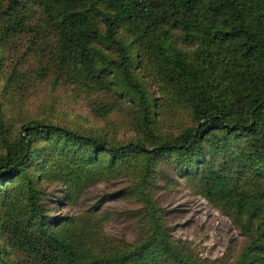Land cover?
<instances>
[{
	"label": "trees",
	"instance_id": "1",
	"mask_svg": "<svg viewBox=\"0 0 264 264\" xmlns=\"http://www.w3.org/2000/svg\"><path fill=\"white\" fill-rule=\"evenodd\" d=\"M23 31L32 43L53 38L56 76L127 101L135 136L115 144L45 118L15 131L2 90L0 264H264V0H0V43ZM134 64L155 70L159 98ZM183 113L189 123L177 128ZM161 161L242 236L233 256L202 258L171 234L149 193ZM126 175L140 206L132 242L107 236L104 214L46 213L41 183L69 198L94 178Z\"/></svg>",
	"mask_w": 264,
	"mask_h": 264
},
{
	"label": "rangeland",
	"instance_id": "2",
	"mask_svg": "<svg viewBox=\"0 0 264 264\" xmlns=\"http://www.w3.org/2000/svg\"><path fill=\"white\" fill-rule=\"evenodd\" d=\"M35 23L31 20L29 26ZM31 38L32 32L23 31L0 43V97L1 91L5 90L11 101L8 114L12 116L13 130H17L24 118H45L71 129L102 136L115 144H124L134 138L129 125L132 120L123 103L127 101L118 103L111 96L110 87L95 88V92L86 93L63 76H56L53 38L50 35L45 39L36 37L33 43ZM40 65L43 68L41 74L34 75ZM133 71L147 77L143 83L148 94L154 99L159 98L155 70L150 65H143L139 70L134 64ZM11 72H14V77L8 81ZM29 73L31 80L27 77ZM100 104H111L107 113L98 108ZM179 120L181 123L175 120L179 125L177 128L189 123L184 113ZM163 131L176 132L170 126ZM158 168L149 193L171 234L188 241L202 258L214 259L224 254L233 256L240 249L243 238L229 219L194 193L185 180L184 170H174L166 161H161ZM41 184L46 196L43 205L54 221L81 214H104L101 228L107 236L128 242L136 239L139 225L134 211L140 206L126 191L131 184L127 175L94 178L80 193L69 198L66 189L58 182ZM9 250L11 257L13 254L14 258H22L17 252H12V247Z\"/></svg>",
	"mask_w": 264,
	"mask_h": 264
}]
</instances>
